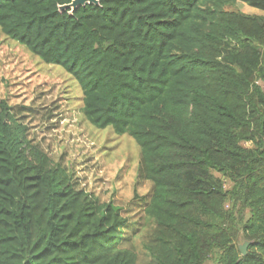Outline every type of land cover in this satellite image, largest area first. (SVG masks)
<instances>
[{"label":"trees","instance_id":"1","mask_svg":"<svg viewBox=\"0 0 264 264\" xmlns=\"http://www.w3.org/2000/svg\"><path fill=\"white\" fill-rule=\"evenodd\" d=\"M0 0V33L131 138L151 185L136 234L0 99V264H264V0ZM136 199L137 196L134 195ZM131 242V244H129ZM248 242L246 254L238 251Z\"/></svg>","mask_w":264,"mask_h":264},{"label":"rangeland","instance_id":"2","mask_svg":"<svg viewBox=\"0 0 264 264\" xmlns=\"http://www.w3.org/2000/svg\"><path fill=\"white\" fill-rule=\"evenodd\" d=\"M229 10L264 16L241 2ZM81 98L79 87L60 66L43 64L0 33V99L33 109L25 118L30 138L52 163L66 167L79 189L120 208L129 222L125 236L130 237L142 224L151 188L137 179L139 149L127 136L89 125Z\"/></svg>","mask_w":264,"mask_h":264},{"label":"water","instance_id":"3","mask_svg":"<svg viewBox=\"0 0 264 264\" xmlns=\"http://www.w3.org/2000/svg\"><path fill=\"white\" fill-rule=\"evenodd\" d=\"M86 5L97 6L98 1L97 0H72L70 4L58 7V12L62 13L64 11L68 10V14L72 15L73 12L77 8L84 7ZM247 245H248V242H242V245L241 244L238 245V251L242 256H244L246 254Z\"/></svg>","mask_w":264,"mask_h":264}]
</instances>
